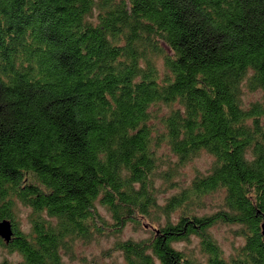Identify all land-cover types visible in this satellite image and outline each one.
<instances>
[{"label":"trees","instance_id":"1","mask_svg":"<svg viewBox=\"0 0 264 264\" xmlns=\"http://www.w3.org/2000/svg\"><path fill=\"white\" fill-rule=\"evenodd\" d=\"M258 90L264 0H0V245L21 258L0 264H64L143 220L148 237L114 240L124 264H264V99L243 102ZM202 151L208 172L161 203L158 179ZM219 222L243 238L228 255ZM190 235L204 260L173 245Z\"/></svg>","mask_w":264,"mask_h":264},{"label":"rangeland","instance_id":"2","mask_svg":"<svg viewBox=\"0 0 264 264\" xmlns=\"http://www.w3.org/2000/svg\"><path fill=\"white\" fill-rule=\"evenodd\" d=\"M264 99V91L258 90L257 92H248L243 96V102L248 104L250 101ZM158 153L162 155H166V157H173L170 154L169 150H167L164 146L158 149ZM212 155L206 151H202L198 156L192 158L189 162H186L183 166L180 167L175 176L169 181L166 182L164 180L158 179L156 185L161 188H164L158 195V199H160L161 203L165 202V198L169 197L170 194L177 192L181 189L182 186H186L192 178L197 175L208 172L210 166L212 164ZM222 200V194L216 192L213 195H210L206 198V204L203 208L196 207L195 212L199 215H203L205 213H212L216 211L219 203ZM100 212L104 214V216L110 220V213L103 206H98ZM29 213L30 208L22 205L20 210L17 213L18 226L25 230L29 229ZM177 217L176 213L171 214L170 219L175 220ZM153 226H157L159 222L164 223L165 217L163 215L159 216L157 221H153ZM125 227L120 233L116 235H102L99 238H93L91 241H79L76 242L72 246V252L66 256L62 257V261L64 264H85L86 261H90L92 259L98 260L99 264H124V259L122 258V253L118 250H113L114 240L117 238L125 239H142L146 238L150 235L152 226L147 224L145 220L141 222L140 225L126 223ZM235 226L231 224L225 223H217L209 228L211 231L213 238L220 243L222 250L225 255H228L233 251L235 246L241 245L243 243L242 237H237L234 232ZM110 232V231H109ZM179 249H188L194 250L196 255L201 260H204V255H201L199 252V238L195 235H190L188 239H183L182 241H175L173 243ZM3 258H7L8 260H12L16 263V261L21 260L20 255L16 252H9L7 249H4L0 245V260Z\"/></svg>","mask_w":264,"mask_h":264},{"label":"water","instance_id":"3","mask_svg":"<svg viewBox=\"0 0 264 264\" xmlns=\"http://www.w3.org/2000/svg\"><path fill=\"white\" fill-rule=\"evenodd\" d=\"M11 226H12V223L10 219L9 220L0 219V237L6 242L10 241L11 236L13 234V229ZM261 229H262V236H263V241H264V221L261 224Z\"/></svg>","mask_w":264,"mask_h":264}]
</instances>
